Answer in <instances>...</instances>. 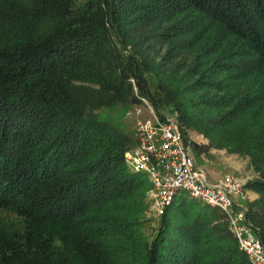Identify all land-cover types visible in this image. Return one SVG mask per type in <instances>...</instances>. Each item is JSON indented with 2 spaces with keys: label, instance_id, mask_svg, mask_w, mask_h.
I'll return each mask as SVG.
<instances>
[{
  "label": "trees",
  "instance_id": "16d2710c",
  "mask_svg": "<svg viewBox=\"0 0 264 264\" xmlns=\"http://www.w3.org/2000/svg\"><path fill=\"white\" fill-rule=\"evenodd\" d=\"M141 99L249 162L264 248V0H0V264H251L185 193L144 235L135 139L101 116Z\"/></svg>",
  "mask_w": 264,
  "mask_h": 264
},
{
  "label": "built area",
  "instance_id": "2783aa9c",
  "mask_svg": "<svg viewBox=\"0 0 264 264\" xmlns=\"http://www.w3.org/2000/svg\"><path fill=\"white\" fill-rule=\"evenodd\" d=\"M140 105L148 110L152 121L135 122V144L125 152L124 161L130 171L148 178L150 212L157 218L162 216L182 193L212 204L225 218L248 261L264 264L263 245L245 223V208L235 202L242 192L238 181L225 175L208 183L205 172L195 165L191 154L193 139L182 135L176 113L172 118L162 119L146 99H141L140 104L124 112V118H131L132 112L139 115Z\"/></svg>",
  "mask_w": 264,
  "mask_h": 264
},
{
  "label": "rangeland",
  "instance_id": "374dc122",
  "mask_svg": "<svg viewBox=\"0 0 264 264\" xmlns=\"http://www.w3.org/2000/svg\"><path fill=\"white\" fill-rule=\"evenodd\" d=\"M251 54L254 55L255 59H258L259 56L258 54L253 52H251ZM139 108L141 110V113L137 115L132 112V116L129 119H125L124 113L120 114L118 111H111L106 114L102 113L101 116L105 118V120L107 121L109 120L112 126L121 129L125 134L132 137L135 132L136 121H141V122H144L146 120L152 121V117L150 116L148 110L143 105H140ZM173 114H175V111L171 110L170 108H168L167 111L162 112L164 118H172L174 116ZM185 131H186L185 132L186 139H190V138L193 139V144H194L193 146H196L203 151L202 154L198 156L195 152L194 147L191 148V154L194 158L195 165L205 172L209 184L211 183L212 179H221L225 175H230L233 176L238 181L240 188L242 190L241 195L235 198V202L237 204L244 206L246 201L251 200L252 197L254 196L257 197V195L254 192L245 188L247 183L249 181H252L255 177L253 175V171L250 168L249 162L245 158H240L235 155H230L224 150H215V149L207 150L209 145V140L206 137L192 130H185ZM10 170H13L12 167H10ZM14 170H15V166H14ZM138 178H140V181L144 183L145 186L144 188H146L145 193L148 192L151 189V185L148 181V178L142 174H140ZM30 192H28V194ZM144 196H145L144 202L146 204V209L144 212V217L141 220L143 221L142 222L143 233L148 239H150L152 238L155 230L157 229L160 219L154 216L150 212L147 193ZM180 196L181 197L178 199L184 201L185 204L191 203V199H189L188 195L182 193ZM212 213L216 215L214 220L215 219L217 220L211 221L210 226H214L216 225V223L218 225L226 224L225 220L217 210L215 212L213 211Z\"/></svg>",
  "mask_w": 264,
  "mask_h": 264
},
{
  "label": "crops",
  "instance_id": "0c3cea01",
  "mask_svg": "<svg viewBox=\"0 0 264 264\" xmlns=\"http://www.w3.org/2000/svg\"><path fill=\"white\" fill-rule=\"evenodd\" d=\"M216 180H219V179H212L211 184L214 183ZM255 198H256V197L254 196V197H252L251 200H253V199H255Z\"/></svg>",
  "mask_w": 264,
  "mask_h": 264
}]
</instances>
